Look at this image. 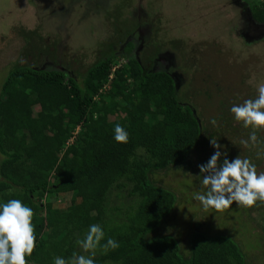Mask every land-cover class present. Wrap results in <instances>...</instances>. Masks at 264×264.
I'll use <instances>...</instances> for the list:
<instances>
[{"label": "trees", "instance_id": "1", "mask_svg": "<svg viewBox=\"0 0 264 264\" xmlns=\"http://www.w3.org/2000/svg\"><path fill=\"white\" fill-rule=\"evenodd\" d=\"M28 2L34 5V0ZM251 12L256 22L264 23V0L254 2ZM44 31L40 22L24 32L28 43L34 33V41L47 47L39 53L28 51L17 61L0 92V153L4 156L0 160L4 202L0 203L19 199L33 209L36 248L26 257L28 264H54L57 256L70 258L78 253L77 241L92 224L103 228L102 244L108 238L119 243L106 254L97 250L95 264H249L240 244L225 232L210 233L204 226L194 230L187 247L176 233L160 232L178 196L158 182L156 175L178 166L193 168L194 156L211 145L210 139L229 142L225 133L216 137L221 134L210 129L194 105L187 103L190 82L178 87L171 74L149 67L164 44L147 52L143 62L133 58L116 71L108 93L113 103L108 104L97 95L110 76L117 41L109 48L101 45L90 64L82 46L76 57L69 48L63 57L73 60L70 71L48 70L40 61L46 54L53 59L59 56L61 37L50 31L44 36ZM160 31L156 29L155 41H162L157 38ZM175 50L186 59L185 50ZM108 51L113 57L106 56ZM121 95L123 104L115 101ZM233 104L229 103V109ZM118 108L127 115L113 118ZM221 120L228 121L221 124L227 132L237 127L230 110ZM117 124L128 132L127 143L115 141ZM257 136L253 149L245 150L256 167L264 165V138L261 133ZM140 149L147 159L139 155ZM125 183L132 185L130 194L137 199L120 220L110 214V194ZM61 194L71 195L65 207L52 199L42 202ZM258 203L253 211L259 210Z\"/></svg>", "mask_w": 264, "mask_h": 264}, {"label": "rangeland", "instance_id": "2", "mask_svg": "<svg viewBox=\"0 0 264 264\" xmlns=\"http://www.w3.org/2000/svg\"><path fill=\"white\" fill-rule=\"evenodd\" d=\"M241 1L251 7L254 2L263 0ZM96 2H99L101 8L96 7ZM133 2L136 4L135 16L139 14L138 7L144 9L150 6L153 29L161 28L158 39L170 40V47L185 50L187 55L186 59L183 56V62L186 64L184 69L188 72L187 78L180 79L181 73L172 72L173 78L177 86L190 82V92L186 97L190 101L187 103L194 105V111L200 112L210 129L226 134L229 142H218L222 146L221 152L226 153L228 150L229 154L226 156L228 159L230 156L231 160L237 156L246 158V151H249L247 148L253 149V145L249 141V146L245 147L240 141L248 140L249 129L237 123L236 128L227 132L221 125L226 120L221 118L230 110L229 103L240 104L245 99H254L258 95L257 88L264 83V36L247 42L242 35L236 33L242 29L243 24L240 9L232 0H34V5L28 0H0V92L17 61L21 62L28 51L39 53L47 47L41 41H34V33L32 43H28L25 31L36 28L42 22L44 36L48 31L60 32L58 35L61 37L69 35L65 38V43L72 51H78L82 46L86 61L90 64L95 60L96 54H99L101 45L109 48L121 39V34L130 29L127 7ZM158 8L159 12L155 10ZM105 10L108 12L103 13ZM141 13L140 19L144 27H147V17L143 11ZM155 33L154 30L151 36ZM27 36L32 39L31 34ZM154 41L155 39L148 47V53L155 52L157 46L165 44L164 41L154 44ZM109 52L106 56L113 57ZM136 57L133 52H125L121 56L116 54L110 74L115 77L116 71L127 63L126 60ZM110 81L109 78L103 81L97 95L98 99H104L108 104L111 102L108 94ZM131 86L133 85L128 87ZM115 101L123 104L125 98L123 95L117 96ZM113 115V118L125 117L127 113L118 108ZM230 116L234 118L231 112ZM212 119L217 121L215 126L210 123ZM222 135L224 134H216V137ZM261 137L264 138V135ZM228 147L229 149H225ZM215 151L214 147L207 145L194 156L195 166L190 165L193 168L178 166L156 175L158 182L171 188L178 196L177 206L168 221L163 223L160 232L176 233L180 243L187 247L194 230L200 231L206 226L210 233L225 232L231 235L240 244L249 264H264V206L261 203H258L259 210L255 211L252 208L238 207L234 202L222 212H206L200 202L194 199V194L207 190L202 185L204 174L200 173L199 166L207 163ZM138 153L147 159L148 155L142 149ZM3 157L0 153V160ZM263 167L264 165L258 166L257 170ZM131 188L130 183H125L123 187L111 190L109 211L114 218L121 220L125 217L124 212L136 204L137 196L130 194ZM48 199L65 207L69 204L71 195H50V198L46 197L42 202L46 203ZM0 200L4 202L1 194ZM42 213L45 216L46 211ZM196 216L198 218L194 220ZM77 249L79 254L87 255L79 245Z\"/></svg>", "mask_w": 264, "mask_h": 264}, {"label": "clouds", "instance_id": "3", "mask_svg": "<svg viewBox=\"0 0 264 264\" xmlns=\"http://www.w3.org/2000/svg\"><path fill=\"white\" fill-rule=\"evenodd\" d=\"M114 75L109 76L112 80ZM258 95L254 99H245L240 104H233L230 112L234 119L245 129H250L248 140H241L245 147L249 141L255 145L258 141L257 133H264V83L257 88ZM212 125L217 121L212 119ZM114 139L117 143H127L129 134L121 125L114 128ZM210 144L216 149L207 163L199 166L203 173L202 185L207 190L194 194L204 211L215 210L222 212L229 209L235 202L238 207L252 208L257 202L264 204V171L257 167L249 158L239 156L229 160L226 153L221 152V145L216 139H210ZM224 156L221 163V157ZM259 156V153H258ZM33 209L23 204L19 199H10L0 203V264H28L26 257H31L36 248L34 234ZM105 238L103 228L99 224L89 226L85 237L77 241L84 254L73 252L65 259L57 256L54 264H95L97 250L106 254L115 250L119 243Z\"/></svg>", "mask_w": 264, "mask_h": 264}, {"label": "flooded vegetation", "instance_id": "4", "mask_svg": "<svg viewBox=\"0 0 264 264\" xmlns=\"http://www.w3.org/2000/svg\"><path fill=\"white\" fill-rule=\"evenodd\" d=\"M139 1V0H138ZM235 4L238 5L240 9V18L242 29L237 30L236 33L242 35V38L244 41H249L250 39H254L257 37H263L264 36V27L255 24V20L253 18L252 12H251V7L247 5L244 1L241 0H232ZM85 3H88L85 1ZM93 3V2H92ZM96 7L101 8L100 5H98L99 2H96ZM136 4L133 2L132 6L127 7V12H128V19L130 22V29H127L123 34L121 39L117 42V44L114 45V49L116 50V54L122 55V53H135L137 55V59L139 61L143 62V58L147 59V52H148V47L152 44L154 35L151 36L152 32L156 28L154 27L153 29V22H150V15H149V7L147 8H140L138 7V12L139 14L135 16V9H136ZM88 8V7H87ZM108 9V8H107ZM156 11L159 12V8L155 9ZM108 12V10L103 11V13ZM144 12L146 15V20L148 23H146L144 27V24L142 20L140 19V14L141 12ZM155 15V14H154ZM264 24V23H262ZM60 33V32H59ZM59 33H53L55 36H59ZM63 36V34H62ZM69 35H67L68 37ZM61 37V36H60ZM67 37H61V43L59 45V56L55 59L50 58L48 54L44 55V58L41 59L40 65L44 66L46 65V69L52 70V69H62L64 71H70V67L73 64V60L70 59L68 61L64 60L63 54L64 52L69 49V46L67 43H65V38ZM160 41V40H159ZM164 41V40H162ZM161 41V42H162ZM169 41H164L165 44L162 50L159 51L158 54H156L152 59V63H150L149 67L154 70V71H164L173 77L174 75L172 72H179L181 73L180 79H185L187 78L185 71V61L183 62V57L181 58L179 50H175L176 47H170ZM156 42V43H155ZM137 44V45H136ZM154 44H157V41H154ZM162 45V44H161ZM118 46V48H117ZM80 48V47H79ZM133 50V51H132ZM74 56H77V50L72 51ZM95 61V60H94ZM93 61V62H94ZM130 61V60H129ZM126 60V62H129ZM143 64V63H142ZM47 66H50V68H47ZM184 69V71H183ZM175 80V79H174ZM176 82V81H175ZM177 84V83H176ZM181 84V82H180ZM187 84V83H186ZM185 84V85H186ZM183 85V84H182ZM181 86V85H180ZM179 87V86H178ZM264 135V133H261Z\"/></svg>", "mask_w": 264, "mask_h": 264}, {"label": "water", "instance_id": "5", "mask_svg": "<svg viewBox=\"0 0 264 264\" xmlns=\"http://www.w3.org/2000/svg\"><path fill=\"white\" fill-rule=\"evenodd\" d=\"M255 24L260 25V26L264 25V24L261 25V24H259L258 22H255ZM262 27H264V26H262Z\"/></svg>", "mask_w": 264, "mask_h": 264}]
</instances>
